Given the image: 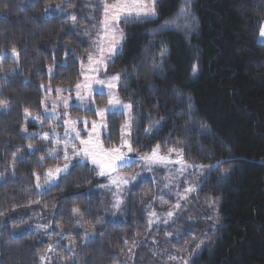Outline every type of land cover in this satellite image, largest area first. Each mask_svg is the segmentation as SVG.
<instances>
[{
    "label": "trees",
    "instance_id": "16d2710c",
    "mask_svg": "<svg viewBox=\"0 0 264 264\" xmlns=\"http://www.w3.org/2000/svg\"><path fill=\"white\" fill-rule=\"evenodd\" d=\"M97 3L71 0L69 7L65 0H0V54L7 53L0 55V108L8 109L0 112V264H161L157 251L170 249L174 252L167 264H184L185 259L191 264L201 241L195 264H264V43L257 42L264 0H191V28L177 20L170 30L161 26L176 16L183 0H157L155 18L121 24L126 40L107 67V74H122L118 94L134 106L132 156L147 155L161 144L164 151L183 149L180 157L187 164L223 161L193 196L199 206L218 203V231L198 218L187 226L183 216L149 227L148 211L166 184L160 176L165 170L152 171L157 181L140 180L119 210L112 208L113 197L99 189L104 179L97 180L88 165L71 168L59 186L36 195L32 173L63 163L49 160L45 151L55 141L40 140L53 129L63 133L61 119L45 118L40 85L67 89L80 81V60L86 61L93 25L98 28L102 17ZM56 5L77 14L75 27L55 12L45 17ZM13 47L18 64L11 59ZM162 48L167 55L161 60ZM68 49L78 59L68 56L67 67H55L54 61H65ZM193 64L198 65L195 74ZM50 65L54 78L47 75ZM174 93L184 97L183 106ZM95 98L98 106L104 102V97ZM69 114L94 118L93 112L77 108ZM124 121L121 114L106 117L113 144L119 143ZM158 125L162 130L149 139L145 131ZM24 128L36 138L25 139ZM204 129L208 135H201ZM29 144L38 150L29 154ZM13 153L25 157L14 170ZM41 158L43 168L38 166ZM136 165L122 173L133 172ZM225 168L230 172L222 179ZM73 209H79L82 227L74 224ZM37 224H50L65 238L57 243L59 236L36 230ZM84 230L99 235L85 243ZM49 244L55 245L51 251Z\"/></svg>",
    "mask_w": 264,
    "mask_h": 264
},
{
    "label": "snow or ice",
    "instance_id": "6c2138e0",
    "mask_svg": "<svg viewBox=\"0 0 264 264\" xmlns=\"http://www.w3.org/2000/svg\"><path fill=\"white\" fill-rule=\"evenodd\" d=\"M68 3L69 7H72L71 0H65ZM157 0H112L111 3L108 0H98L97 7L103 8V14L99 21V27L97 28L94 24L93 27L96 28L95 39L92 42V49L86 55L87 67L85 66V61L80 60V72L79 75L83 77L82 80L78 81L74 88H55L52 89L50 86L45 87L43 84L40 85L41 88L45 91H55L56 93L61 92H75V101L71 105L67 99H62L60 101V107L64 111H61L59 116H56V119H61L64 116H67V109L70 107L82 109L87 112H93L98 119H93L88 121L86 119H77L72 120L71 117L64 120V135L60 136L55 129L52 130V133H44L40 136V140L47 142L49 145L53 144L52 148H46L45 151L48 153V159L51 161H63L62 166H56L54 168H48L43 174H38L33 172L32 175L35 176L36 183L34 187L39 191L36 192V195H43L44 192L50 191L53 187L59 186V183L62 179L71 175V168L75 167H87L88 162L90 161L93 165L92 171L96 172L101 177H107L109 183L107 185H101L102 188H108L110 191L112 187L115 186V191L113 192V203L112 208L119 210L124 204V199L121 196V193L127 190V186L136 182L139 173L131 176H118L117 173L125 168H130L134 164H140L142 167L151 171L152 169L163 165L167 167L168 164H180L179 174L183 175L187 172L188 168L192 169H201L200 172V182L197 185H192L191 181H185L188 183V187L184 188V194H178V200H187V194L197 190L203 183L210 178L211 172L215 169L220 168V165L223 161H217L214 165H198V164H187L183 159H177L172 161L170 155H164L159 152V149L162 147L161 144H157L154 148L150 150V155L143 156H131L129 153L134 151L132 147V131L136 125V121L132 117L133 104L131 102L124 103L118 94L119 88L123 83V76L121 73H115L112 75L107 74V67L109 63H114V57L119 55L123 47V42L126 40V35L124 29L121 27V24H129L132 22H148L149 20L157 16L156 5ZM55 12L57 14L63 15L66 20H70L75 27L77 20V14H72L64 11V8L60 5H56L54 8H49L45 11V17L50 18L51 14ZM177 20L184 22L183 26L185 28H191V21L195 20L191 12V0H183L178 13L174 18L165 21V24L161 27L164 29H171ZM87 34V33H86ZM259 35L264 38V24H261L259 27ZM27 51V49H25ZM74 49H68L65 52L66 59L63 63L55 64L54 66L58 68H65L68 66L67 57L71 56L73 60L78 59L74 55ZM0 55L7 56V53H2ZM167 55V50L162 48L160 51V58L163 59ZM11 59L13 63H19V52L16 48H12ZM54 66L50 65L48 67V73L50 78H54L55 71ZM158 67V65H154ZM193 74L198 71V65L193 64L192 66ZM14 71L11 75H16ZM39 74V73H38ZM103 76L104 78H101ZM95 85V87H94ZM107 89V92H105ZM94 94L101 97L107 96V108L95 107ZM178 99L181 101V106L184 103V97L179 93H174ZM41 103H44L43 101ZM189 112L188 115L191 116V100H188ZM55 107V105H53ZM7 108H0V112H6ZM121 115L127 114L128 119L121 125V135H120V144L119 146L104 147V142L101 139L102 133L108 128L105 116L106 114H116ZM53 114H48L45 112V118H52ZM29 119L28 110L25 109V120ZM35 117L32 118L35 121ZM151 119V117H148ZM77 124L84 125V131L87 133V138H81V131L77 129ZM90 125V131H88ZM161 127L158 125L153 131H145V135L149 139L153 135L159 134ZM27 133V129H22ZM36 133H27L24 137L25 139H35ZM201 135H208L206 129L201 132ZM108 141L111 140V136H107ZM64 140L65 143L61 146L60 141ZM29 154H33L36 150L31 144L28 145ZM176 153L177 156H181L183 149L169 148L168 153ZM62 153V155H61ZM13 164L12 169L14 170L20 163L25 162V157L19 156L13 153L12 156ZM39 167H44V159L41 158L39 162ZM230 169H223L221 178L224 179L228 176ZM4 173H0V177H3ZM41 180H44V184L40 183ZM38 203V202H37ZM214 205H209L212 207ZM182 208V205L178 202L172 209L168 210L165 213L166 218H161L158 213L154 210H151L149 213V227L153 225V220L157 223H168V219L172 218L176 212ZM73 212L76 213V218L74 219V224L79 228L80 225V211L79 209H73ZM2 215V213H0ZM23 219V217H20ZM216 227L217 231L219 230L218 225H213ZM36 230L48 233L51 235H57L60 237V240L57 243H60L64 238L65 234L63 231L57 233L52 230L50 224H37L35 226ZM209 233H205L208 235ZM77 236L80 235L78 231ZM99 233H92L87 230L83 231L84 242L88 243L93 241ZM168 236H172V233H167ZM127 243V241H125ZM143 241H133V244L141 243ZM197 244L196 250L192 254L191 264H195V257L200 255L202 251L201 245ZM55 245L49 244L48 251H51ZM68 251H73L71 245H69ZM177 259L179 257H173ZM40 259L46 260V256H41ZM184 264H190L188 259L184 260Z\"/></svg>",
    "mask_w": 264,
    "mask_h": 264
},
{
    "label": "rangeland",
    "instance_id": "374dc122",
    "mask_svg": "<svg viewBox=\"0 0 264 264\" xmlns=\"http://www.w3.org/2000/svg\"><path fill=\"white\" fill-rule=\"evenodd\" d=\"M102 14H103V8H102ZM262 24H264V21L262 22ZM257 42L258 43H264V38L260 37L259 34H258V37H257ZM91 49H92V43H91ZM85 66L87 67V61H85ZM47 75L49 76L48 72H47ZM108 75L110 76L111 74H108ZM101 78H104V77L101 76ZM82 79H83V77H81L80 80H82ZM44 86L48 87L50 85L46 84ZM94 87H95V85H94ZM51 88L55 89V87H51ZM41 90H42L41 102L42 101L44 102V103H41L42 110H43L44 114H45V112H47L48 114L55 113V115H53L52 117L59 116L61 111H64L60 107V101L62 99H67L69 101L70 105L72 103H74V101H75V92L74 91L73 92L65 91V92H61V93H56L55 91H51V92L45 91V89H43V88H41ZM105 92H107V89H105ZM95 96H97V95L94 94L95 107H99V108H107L108 107L107 96L106 95L103 96L104 97V102L100 106H98L96 104ZM124 103H128V102H124ZM53 105H55V107H53ZM71 108L72 107H70L69 109H71ZM69 109L66 110L68 115L61 118V121H62L63 125H64V120L68 119V117H71L72 120H77L78 118L81 119V120L86 119L88 121H91L93 119H98L95 116V114H94V118H91V117H88V116H77V117L73 116V115L69 114ZM72 110H74V109H72ZM79 110H82V109H79ZM82 111H84V110H82ZM116 114H119V113H116ZM108 115H111V114H106L105 119H106V117ZM123 116H124L125 121H126L128 119V115L124 114ZM77 129L81 131V138H87V133L84 131V125L83 124H77ZM90 130L91 129H90V125H89L88 131H90ZM64 131H65V128L63 126L62 136L64 135ZM120 135H121V128L119 129V138H120ZM107 136L108 135H107L106 130H105L102 133V135H101L102 141L103 142H105V141L107 142V144L104 143V147L109 148V147L119 146L120 140H119L118 144H113L114 143V139L111 137V140L108 141L106 139ZM132 139H133V136H132ZM159 152L161 154H164V155H170V159L172 161H176L177 159H181L182 158L180 156L178 157L175 152L169 154L168 151H164V150H161V149H159ZM129 155L132 156L131 153H129ZM147 155H150V153L147 154ZM87 165L90 167V169L93 168V165L91 164L90 161L88 162ZM56 166H58V165H56ZM56 166H53L51 168H54ZM59 166H62V164L59 165ZM179 168H180V164H172V163H170V164L167 165V167H164L163 165H161V166L156 167V168L152 169L151 171H149L148 169L142 167L140 164H137L134 167V171L131 172V173H124V172L123 173L122 172L117 173L118 176H131V175H134V174H137V173L140 174V176L138 177L137 181L130 183L127 186V190H125L124 192L121 193V196L123 197V199H125L126 195L129 193V191L133 187H135L140 180L150 179V180H153V181H157V176H154L153 173H152L153 170H156L157 172H162V171L165 170V173L160 174V176L164 177V178H167V181L165 179V182H166L167 186L165 184L166 187L162 186V188L160 189L161 190L160 191L161 194L159 193L157 195L156 205H154V204L151 205V207L149 208V211H148V215H149L151 210H154L156 213L159 214V216L162 219L166 218L165 213L168 210L172 209L173 206L176 203L179 202L182 205V208L178 212H176L175 215L172 218L168 219V223L171 222L172 220H175V219L177 221V219L180 216H183V218L181 217L180 220H182L181 222H183L187 226H189L188 224L195 223L196 222V218H198L200 220V223L202 221L206 220L210 224V226L212 228H215L213 225H218L217 224L218 219H217V214H216V208L218 207V203L217 202H214V201L210 200V201H208L206 203H201L200 206H199L200 201L199 200L196 201L193 198V196L195 195L194 194L195 191H192V192L187 194V200H178V194L179 195H183L184 194V188L189 186L188 183L185 182L186 180L187 181H191L192 185L199 184L201 169H199V168H197V169L188 168L187 172H185L183 175H180L179 171H178ZM94 173L96 175H98L96 172H94ZM35 183H36V179L34 177V185H35ZM40 183L43 185L45 182H44V180H41ZM108 183H109L108 178H105L104 180H102L101 184L99 185V189L102 190L104 193H109L113 197V192L115 191V186L112 187L111 191L108 188L100 187L101 185H107ZM177 188H182L183 189V193L175 190ZM34 191L36 193L39 190L34 187ZM209 205H214V206L209 207ZM159 224L160 223H157L155 221V219L153 220V225H159ZM156 238L157 237L155 236V239ZM173 252H174V250H172V249H170L169 251L164 252V253H161L160 251H157L158 258L159 259H162V258L164 259V261L161 260L160 263L161 264H167V259L166 258H167V256L169 254H172Z\"/></svg>",
    "mask_w": 264,
    "mask_h": 264
},
{
    "label": "water",
    "instance_id": "95a60500",
    "mask_svg": "<svg viewBox=\"0 0 264 264\" xmlns=\"http://www.w3.org/2000/svg\"><path fill=\"white\" fill-rule=\"evenodd\" d=\"M130 168H131V167H130ZM130 168H125V169L119 171L118 173H120V172H122V171H124V170H128V169H130ZM105 178H107V177H101V176H99V175H96V179H97V180H102V179H105Z\"/></svg>",
    "mask_w": 264,
    "mask_h": 264
}]
</instances>
